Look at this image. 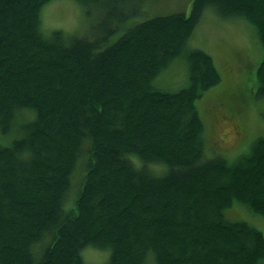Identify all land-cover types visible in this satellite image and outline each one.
Instances as JSON below:
<instances>
[{
	"label": "trees",
	"instance_id": "1",
	"mask_svg": "<svg viewBox=\"0 0 264 264\" xmlns=\"http://www.w3.org/2000/svg\"><path fill=\"white\" fill-rule=\"evenodd\" d=\"M76 1L100 9L104 32H46L53 0H0V264H87L88 248L106 264H264L260 226L230 217L264 218V136L234 159L210 145L198 103L222 75L190 46L208 9L248 21L263 57L245 91L264 100V0L140 20L150 0ZM180 59L186 86L157 87ZM231 92L205 119L241 118Z\"/></svg>",
	"mask_w": 264,
	"mask_h": 264
},
{
	"label": "rangeland",
	"instance_id": "2",
	"mask_svg": "<svg viewBox=\"0 0 264 264\" xmlns=\"http://www.w3.org/2000/svg\"><path fill=\"white\" fill-rule=\"evenodd\" d=\"M193 0H150L151 11L136 19L148 18L155 15H163L176 11H191ZM100 9L93 8L88 14L87 9L76 0H53L44 6L42 10L43 29L46 32L62 30L66 33L80 34L92 38L94 34L104 32V17ZM123 31L115 33L109 38L110 43L116 40ZM104 35V34H103ZM102 35V37H104ZM191 48H200L209 53L215 60L222 75V82L209 90L199 100L200 112L204 122L208 123L210 145L219 152H223L229 159H234L249 150L252 141L264 136V100L250 99L246 94V72L253 67L250 76H254L255 67L259 64L260 49L255 28L243 18L226 19L220 17L216 11L208 9L201 23L196 27ZM262 50V49H261ZM188 81L187 66L183 59H180L174 67L159 75L155 79L157 87L179 91L186 86ZM249 87V86H248ZM253 87V85H252ZM251 88V87H249ZM231 90L230 99L240 102L241 118L235 122L243 125L242 137L236 132L235 122L218 120L206 117L209 106L219 112L221 103L220 93ZM219 94V95H218ZM217 97V99H216ZM232 100H229L232 102ZM228 102L230 105L231 103ZM206 125V124H205ZM242 129V128H241ZM81 177L78 175L76 181ZM244 208V209H243ZM231 218L245 217L251 220L264 234V218H259L250 213L246 207H237L230 213ZM249 219V220H248ZM84 250L83 256L87 264H106L109 253L92 248Z\"/></svg>",
	"mask_w": 264,
	"mask_h": 264
}]
</instances>
